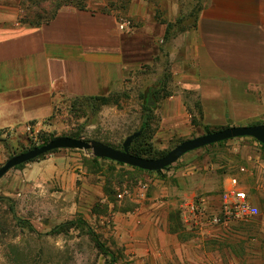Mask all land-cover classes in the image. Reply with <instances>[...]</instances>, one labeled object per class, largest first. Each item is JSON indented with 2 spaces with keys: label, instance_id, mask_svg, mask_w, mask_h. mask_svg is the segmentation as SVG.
<instances>
[{
  "label": "rangeland",
  "instance_id": "obj_1",
  "mask_svg": "<svg viewBox=\"0 0 264 264\" xmlns=\"http://www.w3.org/2000/svg\"><path fill=\"white\" fill-rule=\"evenodd\" d=\"M95 1L127 22L124 30L129 49L131 44L136 47L137 55L127 56L132 63L125 70L123 83L106 95L61 99L35 139L24 131H4L0 135V165L53 136L76 134V138H100L122 147L128 135L141 132L148 97L153 102L149 107H154L179 93L196 119L186 134L158 138L159 113L154 111L150 138L154 149L170 150L182 140L209 132L197 119L195 95L183 93L176 83L181 75L175 73L181 52L172 49L175 38L183 35L185 39L192 32L205 0H142L139 17L137 12L129 14L132 3L137 6L138 0L1 3L20 22L37 24L62 4ZM242 139L198 149L214 162L228 156L236 144L260 143L248 136ZM54 152L65 166L59 173L45 171L43 180H25L14 178L13 167L0 178V264H264L263 209L250 221L224 225H195L188 222V213L182 217L184 201L177 193L180 178L176 173L185 166V154L160 171L146 172L106 158L92 159L85 150ZM124 188L129 193L118 198L117 193ZM201 197L196 194L195 199ZM147 209L152 213L149 218ZM206 209L214 211L208 205ZM130 217L135 223L123 224Z\"/></svg>",
  "mask_w": 264,
  "mask_h": 264
},
{
  "label": "crops",
  "instance_id": "obj_2",
  "mask_svg": "<svg viewBox=\"0 0 264 264\" xmlns=\"http://www.w3.org/2000/svg\"><path fill=\"white\" fill-rule=\"evenodd\" d=\"M100 2L62 4L51 19L27 24L0 0V131L22 132L28 122L44 123L63 98L106 95L121 86L132 63L127 56H136V47L131 44L129 49L126 31L119 27L122 21ZM136 3L129 14L139 17L144 4ZM173 48L181 52L176 83L183 93L195 95L193 107L199 106L195 111L201 125L264 123V0H205L194 29L185 39L175 38ZM152 110L159 113L158 138L184 135L192 125L191 109L179 93ZM242 138L228 139L227 144ZM184 154L185 166L176 173L181 205L201 194L217 211L222 191L236 177L259 213L264 210V147L259 143L236 144L214 162L202 156V149ZM57 156L52 151L11 174L43 180L45 171L65 168ZM147 211L149 218L152 213ZM128 223L135 222L130 217L123 224Z\"/></svg>",
  "mask_w": 264,
  "mask_h": 264
},
{
  "label": "water",
  "instance_id": "obj_3",
  "mask_svg": "<svg viewBox=\"0 0 264 264\" xmlns=\"http://www.w3.org/2000/svg\"><path fill=\"white\" fill-rule=\"evenodd\" d=\"M148 106L153 102L148 97ZM140 131L128 135L121 148H115L98 140H84L68 135L55 136L41 145L29 148L8 157L0 165V178L11 168L26 163L39 157L42 154L55 149H80L89 151L95 157L106 158L115 162L137 167L147 171H160L175 162L184 153L223 140L248 136L256 139L264 145V123L252 125H230L223 128L205 132L198 136L182 140L164 155L158 158H146L131 154L128 150L133 138L139 135Z\"/></svg>",
  "mask_w": 264,
  "mask_h": 264
},
{
  "label": "built area",
  "instance_id": "obj_4",
  "mask_svg": "<svg viewBox=\"0 0 264 264\" xmlns=\"http://www.w3.org/2000/svg\"><path fill=\"white\" fill-rule=\"evenodd\" d=\"M127 22H122L119 27L127 28ZM43 123L39 121L28 122L24 126L26 132L32 138H36L37 133L41 130ZM242 170H245L242 168ZM231 186L225 188L220 197V204L217 211L208 213L206 204L200 199H192L183 206L181 212L182 217L188 213V222L195 225H220L230 222H245L250 221L259 214V208L251 201L248 193L238 188L239 182L236 177L230 179ZM143 185L142 187H144ZM129 193L127 188L117 193L118 198H122L124 194Z\"/></svg>",
  "mask_w": 264,
  "mask_h": 264
},
{
  "label": "trees",
  "instance_id": "obj_5",
  "mask_svg": "<svg viewBox=\"0 0 264 264\" xmlns=\"http://www.w3.org/2000/svg\"><path fill=\"white\" fill-rule=\"evenodd\" d=\"M54 12L47 19H45V21L51 19L54 16V14H55ZM86 98H91V97H86ZM195 107H198V112H199L200 109H199V106H198L197 103H195ZM152 109H153V107H149V106L144 105V109H143L144 110V115H143L142 121L140 123V126L142 128L141 132H140V134L137 137L133 138V140L131 141V144L129 145V148H128V150H129V152L131 154H134V155H137V156H141V157H146V158H158V157L164 155L168 151V149H164V150H160V151L154 149L153 146H152V143L150 141V138L152 136V131H153L151 121H152V119H154V114H153V110ZM191 123L192 124L196 123V119L194 117H192ZM201 127H202V129L204 131H213L212 127H210V126L201 125ZM223 127H225V126L213 127V128H215V130H217V129H220V128H223ZM3 132L4 131H0V135ZM70 136L78 137V136H76V134H72ZM53 137H51V138H53ZM243 137H245V136H243ZM51 138H45L38 145H41L42 143L46 142L47 140H49ZM94 139L99 140V141H101L103 143H106V144H108L110 146H113L115 148H120L121 147V146H118V145L114 144L113 142H110V141H107V140H103V139H100V138H94ZM252 139L255 140L254 138H252ZM224 141H226V140H223V141H220V142H216V143H222ZM259 144L262 147H264L263 144H261V143H259ZM35 146L36 145H33L32 147H35ZM55 150H57V149H55ZM55 150H52V151H55ZM52 151H50V152H52ZM47 153H49V152H47ZM47 153H45V154H47ZM45 154H42V155H40L39 157H37V158H35L33 160L41 158ZM92 159H98V157H94L93 156ZM30 161H32V160H30ZM116 163L119 164V165H124L123 163H119V162H116ZM22 164L15 166V168L20 167ZM129 167L133 168L135 170H138V171L152 172V171L143 170V169H140V168H137V167H133V166H129Z\"/></svg>",
  "mask_w": 264,
  "mask_h": 264
}]
</instances>
